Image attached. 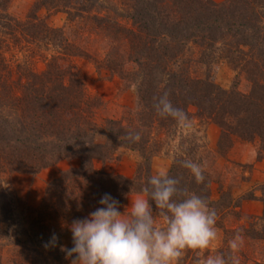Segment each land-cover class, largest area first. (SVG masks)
<instances>
[{"label": "trees", "instance_id": "1", "mask_svg": "<svg viewBox=\"0 0 264 264\" xmlns=\"http://www.w3.org/2000/svg\"><path fill=\"white\" fill-rule=\"evenodd\" d=\"M11 1L0 0V225L7 224L0 226V250L4 236L8 243H21L11 239L14 200L4 175L36 174L75 156L81 158L80 165L47 184L44 203L28 229L20 257L30 264H71L60 247H72L63 242L66 225L100 207L105 193L120 202L122 212L128 197L141 193V178L146 182L154 175L157 155L172 158L168 174L207 198L217 217L240 213L241 200L224 183L219 197H212L213 184L219 181L209 166L213 153L205 127L214 122L221 129L214 159L224 156L237 137L257 140L264 150V0H37L25 19L10 13ZM41 8L64 11L74 25L80 19L90 21L91 29L95 26L109 40L104 55L96 57L63 27L41 19ZM12 47L16 51L11 60L6 54ZM78 55L134 87L135 107L120 118L100 117L105 101L88 91L71 60ZM37 56L46 64L40 72L33 68ZM223 61L236 72L229 89L214 79L215 66ZM240 77L250 83L248 91L239 88ZM165 93L191 118V129L157 113L155 104ZM137 132L141 140L129 141V133ZM99 135L105 136L104 142L98 141ZM116 146L139 154L134 177L95 166L96 160L113 159ZM183 159L202 165L204 183L197 184L181 166ZM261 190L264 202V184ZM244 231L264 240V211ZM54 233L57 246L45 248ZM199 255L207 256L202 251ZM196 256L186 251L182 264H194Z\"/></svg>", "mask_w": 264, "mask_h": 264}, {"label": "rangeland", "instance_id": "2", "mask_svg": "<svg viewBox=\"0 0 264 264\" xmlns=\"http://www.w3.org/2000/svg\"><path fill=\"white\" fill-rule=\"evenodd\" d=\"M36 1L12 0L9 11L16 18L25 19L33 9ZM214 1L223 2L225 0ZM38 15L41 19H46L51 26L63 27L69 38L81 43L83 47L89 50L91 54L96 55V57H102L106 48L108 49L109 47V40L104 37L105 33L95 28V26L91 29V22L86 19H80L78 24L74 25L68 20V16L64 11H53L46 8H41L38 11ZM5 39L11 40L10 36H6ZM15 51L16 49L14 50V47H12L7 51V57L12 60ZM21 56L22 58L24 57L20 54ZM71 60L80 72L88 91L105 101V107L100 110V117L120 118L125 114V111L135 107L137 93L134 87H127L118 76H113L106 69H97L96 64L85 56H73ZM45 66L46 64L42 57H35L33 67L35 71H43ZM214 79L222 87L229 89L236 79V72L227 62L223 61L215 66ZM239 88L243 91L250 89V83L245 77L239 78ZM191 111L196 113L197 107L192 106ZM205 129L206 142L213 153L209 166L213 171L214 177L219 181L213 184L212 197L214 199L219 197V186L224 183L225 187L231 190L233 196L241 200V205L238 210L240 211L239 214H227L222 218L217 217L218 238L209 249L203 250L202 253L214 255L219 252L220 248H225L228 251V242L235 235L231 229L236 228L240 234L242 233L244 241L243 246L237 253L240 264H264V240L252 239L244 233V230L250 227V223L255 220V217L262 215L264 211L263 193L261 190L264 184V150L257 140L249 141L237 137L233 146L224 156L219 154L214 159V154L217 153L221 129L214 122L207 124ZM199 135H202V132ZM105 139V136H98V141L100 142H104ZM115 152L113 159L105 162L96 160L95 166L110 172L119 173L118 170L127 169L129 165L133 164L136 173L141 160L139 154L122 146H116ZM160 156L164 157L166 161L169 160L170 169L172 158L166 154ZM167 158L169 159L167 160ZM80 163L81 158L75 156L62 159L55 165L44 168L36 174L10 172L4 175L14 200L15 216L12 223L13 232L11 239L15 237L21 240V243H8V238L4 236L3 241L6 244L0 250V261L2 264H30V262L24 261L20 254L25 250L24 242L27 238L28 229L30 230L31 222L37 216L38 209L44 203L47 184L58 177L62 171L77 167ZM163 165V163L158 164L159 167ZM132 199L135 198L132 197ZM257 200H260L263 208L262 212H257L259 210ZM130 205L131 199L128 197L122 212ZM128 210L130 211V208ZM46 220L50 223H55V220L51 221L48 218ZM70 225L71 223L66 225V231L63 235V242L66 245L72 244ZM6 226L7 224L1 227L4 228Z\"/></svg>", "mask_w": 264, "mask_h": 264}, {"label": "clouds", "instance_id": "3", "mask_svg": "<svg viewBox=\"0 0 264 264\" xmlns=\"http://www.w3.org/2000/svg\"><path fill=\"white\" fill-rule=\"evenodd\" d=\"M157 113L171 117L184 129H191L188 114L174 106L168 94L158 98ZM131 142L141 135L129 133ZM181 166L189 170L197 184L205 182V169L192 159H183ZM141 193L131 199L130 207L120 211V202L105 193L100 207L69 226L72 247L60 246L71 258V264H182L185 252L197 253L194 264H240L237 253L243 237L237 232L228 242V251L199 253L209 249L218 238L217 212L207 198L182 186L181 179L160 171L141 178ZM130 208V211L128 210ZM59 237L54 233L44 245L55 247Z\"/></svg>", "mask_w": 264, "mask_h": 264}, {"label": "crops", "instance_id": "4", "mask_svg": "<svg viewBox=\"0 0 264 264\" xmlns=\"http://www.w3.org/2000/svg\"><path fill=\"white\" fill-rule=\"evenodd\" d=\"M169 158H167L168 160ZM159 163H163L164 165L162 167H159L158 164ZM169 160L166 161V159L160 155H157L153 158L152 160V171H153V174H157L158 172L160 171H164V172H167L168 173V170H169ZM119 173L125 175V176H128V177H132L134 176L135 174V166L133 164L129 165V167L127 169H120L118 170ZM139 195H142V193H138V194H132L129 196V198L133 197V198H136L137 196ZM257 205L259 206L258 207V211L257 212H262L263 208H262V205L260 204V200L258 201L257 200Z\"/></svg>", "mask_w": 264, "mask_h": 264}]
</instances>
